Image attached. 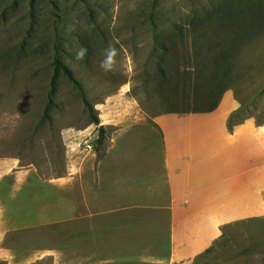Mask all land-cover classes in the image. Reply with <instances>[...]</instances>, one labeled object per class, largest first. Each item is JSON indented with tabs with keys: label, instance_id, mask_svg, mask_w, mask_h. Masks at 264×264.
Returning a JSON list of instances; mask_svg holds the SVG:
<instances>
[{
	"label": "rangeland",
	"instance_id": "1",
	"mask_svg": "<svg viewBox=\"0 0 264 264\" xmlns=\"http://www.w3.org/2000/svg\"><path fill=\"white\" fill-rule=\"evenodd\" d=\"M56 40L99 126L63 76L45 117ZM160 63L172 82L164 93ZM228 93L238 103L233 122L264 125V0H0V264H76L70 197L80 181L108 173V151L131 136L159 139L157 116L218 108ZM58 179L64 221L25 228L30 205L11 197ZM119 253L108 264H151ZM189 264H264V218L227 227Z\"/></svg>",
	"mask_w": 264,
	"mask_h": 264
},
{
	"label": "crops",
	"instance_id": "2",
	"mask_svg": "<svg viewBox=\"0 0 264 264\" xmlns=\"http://www.w3.org/2000/svg\"><path fill=\"white\" fill-rule=\"evenodd\" d=\"M237 107L228 93L210 113L159 115L153 120L159 139L129 135L108 151L111 170L95 171L70 197L76 264H108L116 249L146 263L189 264L222 241L227 227L264 218V125L248 119L230 129ZM58 180L24 185L21 196L11 197L30 205L22 211L32 220L25 228L64 221ZM12 210L20 211L6 215L17 218ZM3 214L0 206L1 222Z\"/></svg>",
	"mask_w": 264,
	"mask_h": 264
},
{
	"label": "trees",
	"instance_id": "3",
	"mask_svg": "<svg viewBox=\"0 0 264 264\" xmlns=\"http://www.w3.org/2000/svg\"><path fill=\"white\" fill-rule=\"evenodd\" d=\"M156 39L158 37H155ZM163 63V61H162ZM162 63L159 64V75L158 77L160 78V91L164 93L165 88L170 85L172 82L170 80V77L168 75V71L167 69L161 65ZM64 77L67 79V81L74 87V89L76 90L79 98L82 100L84 106L87 109L88 115L90 117V122L92 124H95L96 126L100 125V119L96 113V109L95 107L89 102V100L86 97V92L85 89L82 85V83L76 78L73 70L71 68H69L64 60H63V54H62V49H61V45L60 43L56 40V44H55V52H54V56H53V76L51 79V83H50V91L48 94V104L46 106V110H45V117H48V113L51 109V107H53L54 105V99L55 96L58 92V88H59V79L61 77ZM175 90V89H174ZM219 104V103H218ZM218 104H214L211 107L205 109V110H201V109H186V110H178V109H171L169 111H167L166 113H176V114H187V113H210L214 110H216ZM235 117V113L232 114L228 120V127L230 129H232L235 125L240 124L239 123H235L233 122V119ZM106 130L103 126L99 127V138H98V142L100 145H103L104 140L106 138Z\"/></svg>",
	"mask_w": 264,
	"mask_h": 264
},
{
	"label": "clouds",
	"instance_id": "4",
	"mask_svg": "<svg viewBox=\"0 0 264 264\" xmlns=\"http://www.w3.org/2000/svg\"><path fill=\"white\" fill-rule=\"evenodd\" d=\"M115 55V50H111L110 52H109V59H111V57L112 56H114ZM107 61L105 62V65H107Z\"/></svg>",
	"mask_w": 264,
	"mask_h": 264
}]
</instances>
